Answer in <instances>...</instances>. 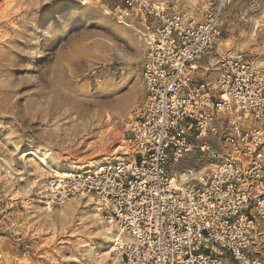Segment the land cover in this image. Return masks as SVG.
<instances>
[{"label": "rangeland", "instance_id": "374dc122", "mask_svg": "<svg viewBox=\"0 0 264 264\" xmlns=\"http://www.w3.org/2000/svg\"><path fill=\"white\" fill-rule=\"evenodd\" d=\"M123 1L0 0V264H121L89 198L47 208L53 163L40 153L79 173L131 158L147 95L139 24L112 14ZM148 1L188 17L210 0ZM219 44L264 70V0H231ZM214 69L197 74L213 83ZM216 163L197 149L169 172L191 180Z\"/></svg>", "mask_w": 264, "mask_h": 264}, {"label": "built area", "instance_id": "2783aa9c", "mask_svg": "<svg viewBox=\"0 0 264 264\" xmlns=\"http://www.w3.org/2000/svg\"><path fill=\"white\" fill-rule=\"evenodd\" d=\"M230 4L210 0L188 17L148 0L113 9L119 25L139 24L144 45L147 99L131 128L132 160L51 169L46 206L90 197L117 233L121 264H264V70L221 51ZM202 61L214 66L213 83L198 76ZM197 149L217 163L180 184L169 169Z\"/></svg>", "mask_w": 264, "mask_h": 264}, {"label": "bare ground", "instance_id": "6f19581e", "mask_svg": "<svg viewBox=\"0 0 264 264\" xmlns=\"http://www.w3.org/2000/svg\"><path fill=\"white\" fill-rule=\"evenodd\" d=\"M219 46H220V44H219ZM198 69H199V67H198ZM40 155H41V159H45V158H50V161L49 162H51V163H53V164H50V165H48V164H46V168H47V170H50V172H51V169L52 168H56L57 170H53L54 172H58V173H64V174H67L68 172H73V170H74V168L73 167H70V166H62V165H60L59 163H57L56 161H55V159L53 158V156L52 155H48V154H45V153H40ZM132 157V156H131ZM131 160H132V158H130ZM52 165H55L56 167H53ZM213 167H214V165H212ZM52 167V168H51ZM58 170H64L63 172H60V171H58ZM65 170H67V172H65ZM79 171H83V169L81 168V170H79ZM97 171V170H96ZM95 172V171H94ZM85 173H88V172H85ZM181 180L182 181H178V182H180V184H183V182L186 180V181H189L190 179H189V176H187L186 174H182L181 175ZM177 181V180H176ZM87 198H89L90 200H91V198L90 197H87ZM48 199V198H47ZM48 201V200H47ZM46 201V202H47ZM92 201V200H91ZM47 208L48 209H50L48 206H47ZM96 213V215L95 216H97L98 217V221H99V224H101V228L103 229V231H104V236H105V240L107 241V244H109V245H113V243L116 241V237H117V233L115 232V230H114V228L112 227V226H110V225H108V224H105L104 222H102L101 221V219L99 218V215H98V213H97V211H96V209L94 210ZM96 218V217H95ZM118 258V257H117ZM119 259V258H118ZM120 260V259H119ZM117 263V262H116Z\"/></svg>", "mask_w": 264, "mask_h": 264}]
</instances>
